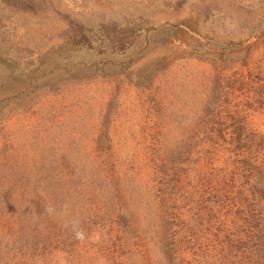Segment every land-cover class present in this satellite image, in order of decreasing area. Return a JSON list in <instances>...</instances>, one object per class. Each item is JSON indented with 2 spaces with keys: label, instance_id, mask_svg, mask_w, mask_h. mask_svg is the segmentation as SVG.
<instances>
[{
  "label": "rangeland",
  "instance_id": "obj_1",
  "mask_svg": "<svg viewBox=\"0 0 264 264\" xmlns=\"http://www.w3.org/2000/svg\"><path fill=\"white\" fill-rule=\"evenodd\" d=\"M257 188L264 0H0V264H264Z\"/></svg>",
  "mask_w": 264,
  "mask_h": 264
},
{
  "label": "trees",
  "instance_id": "obj_2",
  "mask_svg": "<svg viewBox=\"0 0 264 264\" xmlns=\"http://www.w3.org/2000/svg\"><path fill=\"white\" fill-rule=\"evenodd\" d=\"M256 192L259 193V194H261L264 197V190H262L260 188H257ZM253 196H254V198H257V194L256 193H254ZM253 207H254V205L251 203L249 205V209H248L250 211L249 217L248 216H246V217H248L249 222H253V224H257V226H258V228H257V237L259 238V237H262L264 235V226L262 227L261 225H258L259 223L257 221H255V219H258V215H257L256 210L255 211L252 210ZM255 235H256V233H255ZM255 240H257V239H255ZM262 248H264V239H260L259 245L258 246L256 245V251H255V253L257 254V256H258V252L260 250H262Z\"/></svg>",
  "mask_w": 264,
  "mask_h": 264
},
{
  "label": "clouds",
  "instance_id": "obj_3",
  "mask_svg": "<svg viewBox=\"0 0 264 264\" xmlns=\"http://www.w3.org/2000/svg\"><path fill=\"white\" fill-rule=\"evenodd\" d=\"M45 211H46L48 214H51V213L54 212V208H52L51 206H49V207H47V208L45 209ZM75 235H76V238H77V239H83V238H84V234H83V232H81V231H76Z\"/></svg>",
  "mask_w": 264,
  "mask_h": 264
}]
</instances>
